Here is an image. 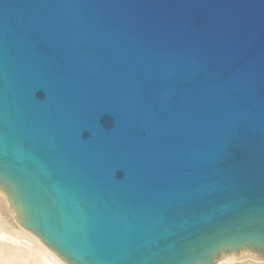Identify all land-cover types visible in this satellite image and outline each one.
<instances>
[{
  "label": "water",
  "instance_id": "1",
  "mask_svg": "<svg viewBox=\"0 0 264 264\" xmlns=\"http://www.w3.org/2000/svg\"><path fill=\"white\" fill-rule=\"evenodd\" d=\"M0 189L66 264L264 256V0H0Z\"/></svg>",
  "mask_w": 264,
  "mask_h": 264
},
{
  "label": "rangeland",
  "instance_id": "2",
  "mask_svg": "<svg viewBox=\"0 0 264 264\" xmlns=\"http://www.w3.org/2000/svg\"><path fill=\"white\" fill-rule=\"evenodd\" d=\"M0 264H66L48 250L37 237L17 224L14 211L2 191H0ZM216 264H264V257L244 251L228 255Z\"/></svg>",
  "mask_w": 264,
  "mask_h": 264
},
{
  "label": "bare ground",
  "instance_id": "3",
  "mask_svg": "<svg viewBox=\"0 0 264 264\" xmlns=\"http://www.w3.org/2000/svg\"><path fill=\"white\" fill-rule=\"evenodd\" d=\"M0 191H2L1 189H0ZM3 192V191H2ZM4 193V192H3ZM5 194V193H4ZM5 196H6V194H5ZM6 198H7V196H6ZM7 200H8V198H7ZM8 202H9V200H8ZM9 205H10V202H9ZM10 207H11V209L14 211V216H15V209L10 205ZM15 220H16V222H17V219H16V217H15ZM17 224H18V222H17ZM19 225V224H18ZM20 226V225H19ZM21 227V226H20ZM22 228V227H21ZM24 229V228H23ZM25 231H27L26 229H24ZM27 232H29V233H31L30 231H27ZM32 235H34L33 233H31ZM35 237H37L36 235H34ZM38 239H39V237H37ZM40 240V239H39ZM40 242L42 243V241L40 240ZM43 244V243H42ZM44 245V244H43ZM45 246V245H44ZM48 250H50L47 246H45ZM51 251V250H50ZM54 253V252H53ZM55 254V253H54ZM22 255V254H21ZM51 255V254H50ZM56 255V254H55ZM258 256V255H257ZM226 257V256H225ZM259 257H264V256H259ZM234 258V257H233ZM54 259V258H53ZM231 259V258H230ZM64 262V261H63ZM225 262V261H224ZM65 263V262H64Z\"/></svg>",
  "mask_w": 264,
  "mask_h": 264
}]
</instances>
